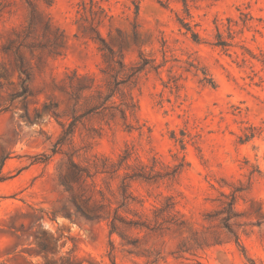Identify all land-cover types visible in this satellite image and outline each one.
<instances>
[{"label":"rangeland","instance_id":"rangeland-1","mask_svg":"<svg viewBox=\"0 0 264 264\" xmlns=\"http://www.w3.org/2000/svg\"><path fill=\"white\" fill-rule=\"evenodd\" d=\"M35 3L65 43L59 54L20 49L28 93L14 97L20 75L14 49L3 47L25 25L28 8L0 0V264H111L110 256L115 264H264V0ZM96 31L127 66L148 61L120 86L137 104L131 128L117 110L113 119L99 111L81 118L72 143L52 154L72 115L70 77L93 78L105 91L107 52ZM41 34L37 26L32 38ZM111 101L120 103L118 95ZM47 102L50 113L42 109ZM83 102L76 114L86 110ZM72 152L83 166L96 162L92 172L102 161L118 169L129 154L116 172L96 173L95 186L90 179L75 184L84 208L79 194L100 200L94 187L116 207L125 173L141 165L157 175L124 180L135 199L120 212L132 219L143 213L150 224L126 232L136 242L75 210L57 171ZM40 153L52 156L37 162ZM231 194L241 246L221 223ZM167 197L173 215L152 230L154 207Z\"/></svg>","mask_w":264,"mask_h":264},{"label":"trees","instance_id":"trees-1","mask_svg":"<svg viewBox=\"0 0 264 264\" xmlns=\"http://www.w3.org/2000/svg\"><path fill=\"white\" fill-rule=\"evenodd\" d=\"M23 1L26 3L28 8L27 21L19 30L13 32L16 39L9 40L3 47L4 51L11 50V48L14 49L13 54L16 61L15 64L20 75L21 90L16 92L14 97L26 96L28 93V87L25 82L30 76L28 71L29 68L24 64L20 49H26L30 53H32L35 49H40L45 50L49 54H59L57 48L63 47L65 43L64 37L61 32L59 33L58 28H54L53 31L51 30L53 27L52 23L47 16L41 13L35 3V0ZM40 1L44 2L47 6H50L52 3V0ZM135 6L137 8V4H135ZM183 24L185 25V23ZM37 26L41 28L42 34L34 40L32 38V33ZM47 33H51L52 37L44 41L42 38ZM95 39L102 45L101 50H106L107 52L105 56L106 69L103 71L107 80V83L105 84V91L101 85H95L93 78H90L88 84H84L80 79L74 83L73 78L70 77L68 88L70 89L69 100L73 101L72 115L68 124L61 125L62 132L52 145V154L60 152L61 147L66 144V142L68 144L72 143L74 130L81 118L99 111H102L103 115H108L109 119H113L116 115L112 111L117 110L125 127L127 129L131 128V125L127 120L130 116L136 113L137 104L130 95L120 91V86L124 85L131 79L136 78V76L145 69L148 61L143 59L141 62H137L133 66H127L121 58L115 59L112 50L107 46L105 39L98 31H96ZM218 44L226 45L223 41H219ZM110 79H112V81ZM116 95H118L120 101L119 104H116V101H111ZM82 99L84 100L83 104L87 105L86 110L81 114H76L77 107L80 105L79 102ZM42 109L47 113L52 112L53 109L51 102L44 103ZM74 153L75 152H72L70 155L66 154V161L59 164L57 171L59 181L63 185L64 190L68 193L69 200L73 203L75 210L86 219L106 221L109 233H117L121 238H127V242L129 244L136 242L137 240L127 236L126 232L130 229L149 228L150 224L148 223L147 217L143 213L137 215L136 219H132L120 212V209L125 208V210H128L126 207L130 205L131 200L133 201L135 199L129 191V187H127L128 185L124 184V180L127 178H143L145 180H151L157 177V175H152L151 171H147L145 167L141 165L131 174L125 173V176L123 177V186L120 187L121 200L116 207L112 208L111 202L108 201L107 203L105 201V193L102 188L94 187L96 188V193L100 196V200H95L93 196L84 197V194L81 193L79 196L87 205V208H84L80 202H78L76 195L74 194L76 190L81 187H74L75 184L85 182L87 179H90L92 181V185L95 186L93 178L96 173L116 172L124 160L128 158L129 154H126L121 159L118 169L113 170L114 164H107L106 161H102V170L92 172L91 169L98 167L96 162H94L91 167L83 166L74 160ZM51 156L52 155L47 153H40L35 156V161L46 163L49 161ZM67 176H69L72 180L68 181ZM229 197L228 201H225L222 206L221 213H223L224 216L221 218V223L223 228L226 230V233L229 234V237H231L237 245L241 246L239 234L233 227L237 216V213L234 210L235 195L231 194ZM174 204L175 203L172 201V198L167 197L162 206L154 207V226L150 227V229L157 230L163 222L171 219ZM213 240L216 243L220 242V235H216ZM39 244L41 251H45L46 244L42 240ZM109 258L111 264H115L112 256Z\"/></svg>","mask_w":264,"mask_h":264}]
</instances>
